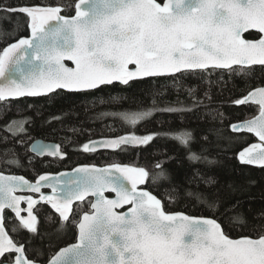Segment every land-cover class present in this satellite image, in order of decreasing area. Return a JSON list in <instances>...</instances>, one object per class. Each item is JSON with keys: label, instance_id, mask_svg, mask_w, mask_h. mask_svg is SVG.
<instances>
[{"label": "snow or ice", "instance_id": "1", "mask_svg": "<svg viewBox=\"0 0 264 264\" xmlns=\"http://www.w3.org/2000/svg\"><path fill=\"white\" fill-rule=\"evenodd\" d=\"M21 30L30 34L20 35ZM253 30L252 38H246ZM257 67L264 80V0H75L69 5L52 0H0V103L5 105L0 119L10 110V100L48 97L62 90L85 94L116 83L130 86L145 78L170 79L179 92L182 79L178 78L197 73L208 85L204 99L211 100L213 75L221 80L225 74L239 76L247 82ZM198 90V86L186 89L191 98L188 106L177 99L159 108L154 98L146 111L101 116L119 117L134 129L154 112L184 113L207 107L204 99H197ZM231 104L258 106V115L228 127L234 134H253L259 141L237 152L238 162L264 168V85L241 89ZM29 122L30 118H13L0 125V264H264V212L249 223L238 211L241 201L232 195L242 192L244 185L233 183L224 189L215 175L197 168L191 177L185 173V179L189 185L203 183L206 190H199L197 183L196 190L184 187L183 196L210 212L223 210L230 224L238 222L241 228L258 232L256 238H230L215 218L166 211L146 183L173 179L166 160H157L151 172L143 166L112 162L81 164L71 172L40 174L34 181L7 174L6 170L24 169L21 148L28 165L33 163L29 152L60 160L66 156L64 145L23 139ZM68 130L84 132L75 127ZM223 131L209 129L217 141L240 142L224 137ZM156 138L178 142L190 164L216 163L206 155L212 144L208 135L194 148L197 142L190 131L171 127L163 133L137 135L132 130L123 135L100 134L82 144L71 139L67 143L79 144L76 150L91 154L149 146ZM181 187L180 182L175 184L173 199L181 198ZM45 188L51 192L42 191ZM108 192L115 197L109 198ZM85 202L90 211L77 212L76 205ZM125 205H130L126 212L117 211ZM9 210L11 218L6 216ZM74 215L79 219L73 220ZM41 216L49 225L58 219L56 236L72 223L77 229L75 242L56 245L58 250L50 249L51 255L34 247L35 237L41 235Z\"/></svg>", "mask_w": 264, "mask_h": 264}, {"label": "trees", "instance_id": "2", "mask_svg": "<svg viewBox=\"0 0 264 264\" xmlns=\"http://www.w3.org/2000/svg\"><path fill=\"white\" fill-rule=\"evenodd\" d=\"M161 1V0H158ZM53 3L62 5L73 4L75 0H52ZM73 13V12H72ZM71 13V14H72ZM62 14H69L62 12ZM28 31L21 30L20 35H27ZM254 31L246 33L245 36L252 38ZM19 38V37H17ZM260 68L257 67L255 74L246 82L245 78L239 76L229 77L227 74L221 80L218 75L211 77L212 85L209 89L211 100L204 99V90L208 85L199 79L201 73L188 76L182 79L180 91L177 92L172 87L170 79L145 78L142 81H135L130 86H123L116 83L114 86L102 87L100 91H91L85 94H70L65 90L56 92L48 97H29L18 100H10V110L0 119V125L10 119L30 118V122L25 126L28 135L23 139L42 138L44 140L55 141L64 145L66 156L60 160L46 156L39 157L29 152L27 155L33 158V163L28 165L27 156H24V149H19L21 153V164L24 169H12L10 172L19 173L28 179H35L40 174L59 171L62 169L79 166L81 164H110L120 162L130 166H143L150 172L152 166L157 160L168 161L165 164L166 170L172 174L171 181H157L153 183L148 180L146 183L148 189L152 191L159 199L166 211H183L188 214L198 216H210L222 224L224 231L230 237H239L241 235H250L256 237L258 232H251L240 227L238 222L230 224L228 219L221 212L213 213L207 210L203 205L197 204L194 199L183 196V188L191 187L197 189V183L191 185L187 183L184 174L192 176L194 169H201L208 175H215L218 186L228 189L229 184H242V192L233 193L234 199L241 201V207L238 211L244 213L246 220L251 223L253 217L264 212V168L257 166L242 165L238 162L236 152L255 140L252 134L243 135L234 134L229 130L231 122L251 117L258 111V106H233L231 100L241 95V89L253 88L264 83L259 78ZM206 75V74H205ZM167 85V87H161ZM198 86L196 93L197 99H204L205 106H200L193 112L184 113H161L154 112L151 116L140 121L133 129V126L126 124L119 117L101 116L102 113H122L146 111L152 107V101L155 98L157 106L164 108L169 106L167 102H174L177 99L184 101L185 106L191 104V98L186 91L187 88ZM160 93H163L162 95ZM156 94V95H154ZM116 97L117 99H113ZM32 107L29 108L28 106ZM178 106V105H171ZM5 109V105L0 103V111ZM223 113V117L219 115ZM62 117V119H60ZM50 120L56 121L49 123ZM223 120V123H221ZM111 126V127H109ZM69 127L83 129V134H76L68 130ZM178 130H187L192 133L195 141L192 146L198 147L201 137L208 135L212 144L206 153L210 160L216 163L208 165L206 163L190 164L185 159L184 149L174 139L156 138L149 146H129L126 151H104L99 150L96 153H84L76 150L79 144L88 139H97L100 134L104 135H123L134 130L137 135L147 134L148 131L165 132L169 128ZM223 128L224 137H232L239 143L230 145L227 139L217 141L216 134L209 132V129ZM95 135H92V134ZM0 135H3L0 133ZM78 140L79 144L67 143V141ZM166 153V154H165ZM169 157H176L169 160ZM6 172H9L6 170ZM180 182V199H173L177 193L172 189L176 183ZM199 190H206L203 183H199ZM211 191L212 189H207ZM79 210L87 206L78 204ZM45 211L52 216L54 212L49 206H45ZM231 215V214H230ZM6 216L11 218L13 214L6 211ZM78 215H74L73 219ZM59 223L58 219L51 225L44 220L43 216L39 218V227L41 235L36 236L33 246L41 248L46 255L52 252L50 249H57L56 245L61 246L71 240L75 235V228L69 223L63 232L56 236L54 229ZM49 234H52L51 236Z\"/></svg>", "mask_w": 264, "mask_h": 264}, {"label": "water", "instance_id": "3", "mask_svg": "<svg viewBox=\"0 0 264 264\" xmlns=\"http://www.w3.org/2000/svg\"><path fill=\"white\" fill-rule=\"evenodd\" d=\"M158 2H163V0H161V1H158ZM73 15H74V11H73V13H72ZM65 15V14H64ZM254 31V30H253ZM30 33L28 32V34L27 35H25V36H28ZM246 38H248V37H246ZM65 63H67L68 64V66H72V64H71V62H69V61H65ZM262 85H264V84H262ZM259 86H261V85H259ZM257 87V86H256ZM253 88H255V87H253ZM255 115H258V111L254 114V115H252L251 117H248V118H245V119H249V118H252L253 116H255ZM242 120H244V119H240V120H236V121H234V122H231V123H235V122H237V121H242ZM230 123V124H231ZM253 135V134H252ZM254 136V135H253ZM254 138H255V140L254 141H252V142H250V143H248L247 145H245V146H243V147H246V146H248L249 144H251V143H258L259 141H258V138H256L255 136H254ZM35 139H39V140H42L43 142H45V143H51V144H59V143H57V142H55V141H50V140H44V139H42V138H35ZM60 145V144H59ZM242 147V148H243ZM242 148H240L237 152H239ZM236 152V153H237ZM34 154V153H33ZM35 155V154H34ZM97 166H104V165H107V164H96ZM76 167H78V166H74V167H70V168H66V169H62V170H59V171H55V172H50V173H47V174H52V175H58V174H60V173H62V172H71L72 171V169H74V168H76ZM257 167H259V166H257ZM7 174H15V175H22V174H19V173H13V172H7ZM27 178V177H26ZM28 179V178H27ZM29 180H31V179H29ZM35 179H33L32 181H34ZM147 190H149V189H147ZM42 191H44V192H46V193H50L51 192V189H47V188H45V189H42ZM150 191V190H149ZM17 195H19V194H21V193H16ZM154 194V193H153ZM106 195L109 197V198H114L115 197V194L114 193H111V192H108V193H106ZM22 207H26V205L25 204H22ZM128 207H130V205H125L122 209H117V211H124V212H126L127 211V209H128ZM10 211V210H9ZM89 211H90V208H89ZM11 212V211H10ZM168 212H183V211H168ZM186 215H189V216H197V217H200V216H198V215H192V214H188V213H186V212H184ZM203 217H206V218H212V217H210V216H203ZM76 233H77V229H76ZM240 237V236H239ZM239 237H230V238H239ZM252 238H256V237H252ZM75 242V239L72 241V242H69V243H74ZM68 243H65V244H63V245H61V246H59V247H64V246H66ZM56 250H58V248L56 249ZM53 254V253H52Z\"/></svg>", "mask_w": 264, "mask_h": 264}, {"label": "flooded vegetation", "instance_id": "4", "mask_svg": "<svg viewBox=\"0 0 264 264\" xmlns=\"http://www.w3.org/2000/svg\"><path fill=\"white\" fill-rule=\"evenodd\" d=\"M264 84V83H263ZM262 85V84H261ZM46 157H49V156H46ZM49 158H53V157H49ZM76 208H77V212H78V208H79V206L78 205H76ZM82 210H85V211H89V207L88 206H86V207H83V208H81ZM80 209V210H81ZM53 211V210H52ZM79 219V216L77 217V218H75V219H73V220H78ZM75 237H76V228H75V235H74V237H73V240L75 239ZM73 240H71V241H69V242H72ZM69 242H67V243H69ZM56 250V249H55ZM52 254V253H51ZM50 254V255H51Z\"/></svg>", "mask_w": 264, "mask_h": 264}]
</instances>
